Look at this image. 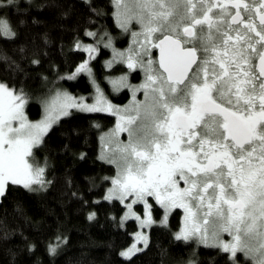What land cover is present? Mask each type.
Returning <instances> with one entry per match:
<instances>
[{
    "label": "snow or ice",
    "instance_id": "obj_1",
    "mask_svg": "<svg viewBox=\"0 0 264 264\" xmlns=\"http://www.w3.org/2000/svg\"><path fill=\"white\" fill-rule=\"evenodd\" d=\"M115 2L124 9L121 27L127 31L135 21L142 31L133 35L144 37L137 41L135 56L130 50L126 57L128 67L137 66V57L149 45L159 49L160 57L158 71L148 60L141 86L145 100L135 104V115L120 117L116 131L127 132L128 143L112 149L121 164L105 199L134 197L126 205L130 213L133 203L150 209L148 197L166 215L183 208L186 226L177 239L198 236L206 246L231 253L233 264L238 251L264 264V0H131L133 8L126 0ZM0 32L16 35L6 22H0ZM83 50L90 58L97 51L92 45ZM116 55L124 59L123 53ZM80 72L91 75L87 61L69 78ZM99 95L96 105H87L58 92L47 105L46 118L31 123L23 113V91L0 82V197L9 185L46 189L51 182L44 178V168L28 160L33 148L71 109L111 111L110 104L101 106ZM13 121L19 126L13 127ZM94 217L89 213V220ZM153 222L149 212L141 227ZM225 232L231 241L220 239ZM56 240L49 245L50 254L66 242L59 236ZM139 242L147 247L142 233ZM140 251L134 244L121 255L130 259Z\"/></svg>",
    "mask_w": 264,
    "mask_h": 264
},
{
    "label": "trees",
    "instance_id": "obj_2",
    "mask_svg": "<svg viewBox=\"0 0 264 264\" xmlns=\"http://www.w3.org/2000/svg\"><path fill=\"white\" fill-rule=\"evenodd\" d=\"M115 10L110 0H0V22L16 33L0 32V82L23 91L28 118L40 119L44 102L58 89L87 97L108 74L122 70L108 65L116 54L105 46H112ZM86 32L97 34L93 58L76 47L77 42H93ZM85 61L98 87L87 72L69 78ZM115 119L72 110L49 129L30 159L41 161L51 183L34 192L9 185L0 199V264H233L230 253L218 247L176 238L183 217L178 208L167 224L152 225L143 251L130 259L121 255L138 223H122V201L105 199L114 166L100 156V135ZM151 201L153 216L160 220L164 208ZM91 212L95 217L89 220ZM57 236L66 242L50 254ZM243 253L236 254L235 264H254Z\"/></svg>",
    "mask_w": 264,
    "mask_h": 264
},
{
    "label": "rangeland",
    "instance_id": "obj_3",
    "mask_svg": "<svg viewBox=\"0 0 264 264\" xmlns=\"http://www.w3.org/2000/svg\"><path fill=\"white\" fill-rule=\"evenodd\" d=\"M114 3H115V6H116L115 0H114ZM126 3L128 4V7L129 8H133L134 7V5L131 3V0H126ZM123 11H124L123 8L118 9L117 6H116V17H117L118 23H121V21L124 18L123 15H120V13H122ZM130 24H139V23L133 21ZM140 27H141V25H140ZM104 35H107V34L104 33ZM89 37L90 38H93V42L88 40V42L86 41L84 43H80V49H84V47L87 46V45H92L95 48L98 46L96 44V42L94 41L96 37L95 36H89ZM117 52L118 51L116 50L114 52V54H116ZM86 53L89 56V53L87 51H86ZM119 59L120 58H118V56L116 55L115 58H112L111 61L108 62V65L109 66H113L115 64H118V65H121V66L122 65H125L123 62H120ZM121 66H120V68H121ZM138 68H140V70L142 72H144L143 75H142V77H141V85H143L146 82V79H147V72H146L147 63L146 62H141V63L137 64V66L135 68H133V69H130L129 68V71L132 72V71H134V70H136ZM89 76H90V78H92V80L94 82L97 83V84H94V87H98V81H96V79L94 78L93 74L91 73V75H89ZM108 79L112 81L114 87L117 88V89L118 88H121V87H124V85L128 82V78H127L126 75H123V76L115 75L114 77H111V78L109 77ZM128 85H129V83H128ZM132 89H133V91H135L136 89L140 90L139 88H132ZM58 92L59 93H66L64 90L59 91V89L57 91H55V93L53 92L54 94H52V96H50V98H48L44 102V106H43V116L40 119H33L32 120V119L28 118L27 113H26V102H25V104L23 106V113L27 117V120L29 122H31V123H38V122L43 121L46 118V116H47V105L49 103H51V101L55 98L56 93H58ZM67 94L71 95L72 97H75L78 101H80V102H82L84 104H87V105H96L97 104V101L100 99V97L97 94V91H94V93H92L89 96V97H91L90 98V101H88V100L86 101L85 96H83V95L82 96H79V95L74 96L69 91H67ZM25 100H26V98H25ZM135 104H136L135 102H132V103H129L126 107H119V108L112 109L111 111H109V110H104V111L105 112H109V113H116V116H117V119H118L117 120V126H118V124H121L122 123V121L120 119L121 116H129V115L134 116L135 115V111H134ZM101 106L106 108V105L104 103ZM116 109H119L120 111L119 112H116L115 111ZM126 109H127V111H125ZM72 110H77V109H71L70 112ZM62 117H65V116H62ZM62 117H60V119ZM18 126H19V122L18 121H13V127H18ZM116 127L113 126L111 129H109L108 131H106L103 134H101V137H100L101 138L100 139V141H101L100 142L101 143V146H100V156H101L102 159L106 160L107 162L111 163L114 166V174H113V176L110 177V183L108 185V188H107L105 197H106V195H108L109 190L113 187L112 179L115 178L118 175V172L120 171V167L118 166V165L121 164L120 159H119V153H113L112 152V149L115 147V145L117 143H119L118 139L115 136L116 129H117ZM108 145H110V146H108ZM33 151H34V148L32 150V154H33ZM30 157H28L29 163L33 164L34 167L35 166H39V167H42L43 168L44 165L41 163V161H39V160L36 161L35 159L32 161L30 159ZM112 159H115L117 162L116 163L110 162V160H112ZM44 178H45V175H44ZM0 199H1V197H0ZM113 199H115V198H113ZM133 199H134V197H131L130 196V197L126 198L122 202L124 204L125 208H126L125 209V212H124V214L122 216V223H125V221L128 220V219H135L137 221V223H138V229L134 233V239H133L132 243L128 247L122 249L121 250V253L124 252V251H126V250H128L134 244H135V246L137 248L144 249L145 247H144L143 242L137 243V237H138V235L142 233L144 236H146L147 237V244H148V242H149V231H150V228L152 227V225H154L156 223H158V224H167L168 218H169V214L171 213L172 210H174V208L171 209L170 211H168V213L166 215L165 209H164V214H163L162 218L160 220H156L154 218L153 212H152V206H151L152 201H151V198L148 197L147 198V203H148V205L151 206V208L150 209L147 208L146 205H145V203H143V202L133 203L132 204V208H131V213H134L135 215H132L129 212V209L126 207V205L129 204V203H131ZM140 207H141V210H140ZM149 212H150V217H151V219L154 222L151 224V226L141 227V220H144V219L148 218ZM126 216H127V218H125ZM165 216H166V220H165ZM136 217H139V219H137ZM185 217H186V213H185V211H183V218H182L181 226H180V228L178 230H176L174 232V235L175 236H177V234H179L185 228V226H186V219H185ZM162 221H164V222H162ZM211 227H212V225L210 224L209 225V229L210 230H211ZM220 239L223 240V241H225V242L231 241V239L227 238L226 232L225 233H220ZM188 240L194 241L196 243L203 244V243L200 242L198 236H193L192 238H190ZM203 245H205V244H203ZM243 254H245V253H243ZM230 255H231V253H230ZM248 256L252 259V261H253L254 264H257V260L252 255H248Z\"/></svg>",
    "mask_w": 264,
    "mask_h": 264
},
{
    "label": "flooded vegetation",
    "instance_id": "obj_4",
    "mask_svg": "<svg viewBox=\"0 0 264 264\" xmlns=\"http://www.w3.org/2000/svg\"><path fill=\"white\" fill-rule=\"evenodd\" d=\"M108 1V0H107ZM110 2L114 5L115 9V3L114 0H110ZM115 21L114 23V36L111 37L112 39V46L109 48L111 51L109 52H115L116 50L120 53L124 54V59L118 56L119 61L123 62L125 65L121 66V71L117 72V74L113 73L111 75H107V78L103 80L102 85L99 86V93H102V98L104 101V104L111 105L112 109L119 108V107H126L129 103L132 102H143L145 100L144 92L142 89L141 85V77L144 72L140 70V68L134 70V71H129V67L126 60V57L130 54L135 56L136 52L140 50V45L137 43V41H143L144 37L142 35L140 36H134L133 33H140L142 31V28L140 27L139 24H129L128 25V30L126 31L124 28L121 27V23H118L117 17H116V10H115ZM110 35H105V37H108ZM117 37V38H116ZM117 42L119 43H116ZM119 40V41H118ZM155 42V40H154ZM115 48L116 50H113ZM113 58L116 57V55H112ZM148 60L152 61V68L154 71L159 70V54H158V48H153L151 45L148 46V51L147 53L141 52L140 56L137 57V64L141 62H146L148 63ZM115 75L123 76L126 75L128 78V82L124 85V87L121 88H115L112 81L109 80L108 78L114 77ZM109 76V77H108ZM129 83V85H128ZM132 88H139L140 90L136 89L133 91ZM109 90V93L108 91ZM89 96L85 97L86 101H90ZM143 99V100H142ZM92 113V111H86ZM100 112L102 115H113L115 116V121L114 124H112L109 128L103 130L101 133L103 134L104 132L108 131L111 129L113 126H117V116L116 113H109L105 112L104 110L102 111H96ZM117 128V127H116ZM116 138L118 139L119 143L127 144L128 143V133L127 132H118L116 131L115 133ZM101 137V135H100ZM101 139V138H100ZM101 142V141H100ZM110 146V145H108ZM107 146V147H108ZM181 187H184V185L181 183ZM153 201L157 202L154 197H149ZM178 209H182L177 207ZM183 210V209H182ZM227 238L232 240V237L226 233Z\"/></svg>",
    "mask_w": 264,
    "mask_h": 264
},
{
    "label": "water",
    "instance_id": "obj_5",
    "mask_svg": "<svg viewBox=\"0 0 264 264\" xmlns=\"http://www.w3.org/2000/svg\"><path fill=\"white\" fill-rule=\"evenodd\" d=\"M158 54H159V57H160L159 49H158Z\"/></svg>",
    "mask_w": 264,
    "mask_h": 264
}]
</instances>
